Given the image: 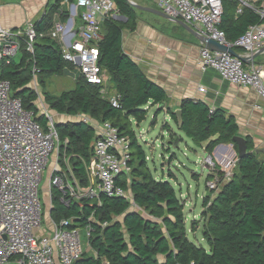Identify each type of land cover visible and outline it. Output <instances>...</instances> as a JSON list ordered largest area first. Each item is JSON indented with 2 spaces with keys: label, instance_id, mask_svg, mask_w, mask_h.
Here are the masks:
<instances>
[{
  "label": "trees",
  "instance_id": "obj_1",
  "mask_svg": "<svg viewBox=\"0 0 264 264\" xmlns=\"http://www.w3.org/2000/svg\"><path fill=\"white\" fill-rule=\"evenodd\" d=\"M61 1L64 0L50 4L49 0L40 17L34 20L37 37L33 52L25 49L23 38L19 61H0V79L10 81L11 96L20 98L23 107L36 115L37 93L28 87L34 75L33 67L37 69L40 81L48 74L64 75L66 67L73 69L72 64L63 60L61 46L49 32L57 9L63 8ZM113 1L125 20L106 17L101 21L98 63L109 75L107 90L120 95V106L114 107L108 97H102L101 85L88 83L80 75L73 88L57 96L43 92L45 102L54 112L69 116L84 114L100 123L109 121L118 129L119 135L129 139L131 170L118 182L129 189L137 210L129 211L130 201L125 198L103 194L100 205L95 199H82L80 203L71 200L64 205L59 200L60 191L51 190L53 208L50 217L55 222L65 218L72 219L73 226L92 227V254L83 252L74 264H264V160L253 152L250 140H247V151L236 164L232 177L222 181L223 174L218 172L219 191L213 198L206 196L202 200L200 234L205 246L187 237L185 204L169 182L153 177L132 124L141 123L148 109L157 107L156 113L165 111L169 114L178 130L196 145L216 135L205 146L206 151L219 143H232L236 124L222 109H210L204 102L184 98L178 106L181 111L179 125L174 108L168 107L166 91L148 78L123 51L122 31L136 28L138 9L127 0ZM253 4L255 8L243 7L241 13L236 14L238 0H222L219 28L228 40L238 38L249 25L264 24V15L258 11L264 10V0H256ZM59 19L64 20V16ZM162 103L164 106L159 108ZM36 119L43 126L47 121L44 115ZM55 127L61 144L68 139L60 156L64 152L69 157L74 175L85 184L84 163L92 155V143L97 136L95 128L83 120L55 123ZM175 137L171 133L169 143L172 144ZM233 146L236 149L234 142ZM213 177L208 174L206 181ZM120 216H123L122 222L118 219ZM197 223H191L192 232Z\"/></svg>",
  "mask_w": 264,
  "mask_h": 264
},
{
  "label": "built area",
  "instance_id": "obj_2",
  "mask_svg": "<svg viewBox=\"0 0 264 264\" xmlns=\"http://www.w3.org/2000/svg\"><path fill=\"white\" fill-rule=\"evenodd\" d=\"M154 1L158 9L170 18L187 24L198 39L209 38L234 50L239 49L240 56L244 57L264 47L263 23L249 25L233 41L227 39L225 32L219 28L223 14L222 0ZM253 1L256 0H238L236 12L241 13L243 7L255 8ZM62 4L68 8L65 12L62 7L57 9L49 32L53 39H60L63 60L72 64L88 83L101 85L102 97H108L112 106L119 107V94L107 96L109 75L98 63L101 21L119 15L114 1L64 0ZM258 11L264 15L263 9ZM61 15L64 20L59 19ZM33 22L29 21L25 27L16 30L0 23V61H12L21 51L23 38L25 49L33 52V42L37 37ZM198 64L202 70H215L231 84L254 90L263 102L261 109L264 114V81L259 69L253 66L247 68L240 57L229 52L211 51L203 44L199 49ZM32 71L37 74L35 67ZM39 115L47 119L44 126L36 119ZM39 115L25 109L20 98L11 96L9 80L0 79V264H7L11 259L14 264H74L83 252L91 249L90 225L76 227L72 225V219L62 218L55 222L50 217L52 189L60 191L59 200L64 205L71 200L80 203L82 199H95L100 205V195L103 194L125 198L131 206H136L129 189L118 182L131 170L129 139L126 136L119 135L118 129L109 121L101 122L98 127L91 125L89 120H83L95 128L97 135L92 143V155L84 163V184L74 175L69 157L64 152L60 156L61 148L68 143V139L65 138L61 144L53 115L48 110ZM51 154H56V157L52 159ZM237 160L236 153L225 155L219 161L208 154L201 165L208 170V174L220 172L223 174L222 181H228ZM44 169H49L45 188L49 198L47 227L43 225L39 193ZM206 182L208 188L218 190L216 176ZM81 232L86 240L85 250Z\"/></svg>",
  "mask_w": 264,
  "mask_h": 264
},
{
  "label": "crops",
  "instance_id": "obj_3",
  "mask_svg": "<svg viewBox=\"0 0 264 264\" xmlns=\"http://www.w3.org/2000/svg\"><path fill=\"white\" fill-rule=\"evenodd\" d=\"M48 1L45 0L42 2L41 0H34V3L28 5L29 16L27 18L11 19V17L6 18L4 15L0 16V23L5 27L16 30L21 27L22 23L31 21L41 7H43L44 11ZM146 7L158 10V6L155 5H148ZM142 12L149 13V16L154 17L148 20L145 16H141ZM137 14L138 22L136 28L133 31H129L128 29H123L122 31V48L124 53L129 55L140 66L148 78L166 91L168 95V107L174 108V110L178 109L182 99L190 98L204 102L210 109H222L227 116L233 118L236 124V134L245 137L246 142L250 140L253 144V152L259 159L264 160V114L261 109L263 102L259 99L255 91L249 87L234 85L223 80L211 68L202 70L198 64L199 49L202 47L201 42L196 36L194 40L188 38L189 36L192 37L191 35L193 34L178 23L170 21L161 15L141 9H138ZM236 14L239 13L236 12ZM161 20L168 21L163 22ZM235 51L238 54L241 53L240 50ZM14 59L13 57V61H15ZM251 66L259 69L264 81V52L257 55L246 65L247 68ZM52 75L54 74L46 75L41 81L37 74L33 75L28 87L37 93V98L34 101L35 105H37L36 101L39 102L40 96H42L39 93L38 86H41L43 92H49L45 87L46 78ZM49 93L52 94L51 92ZM52 95L57 96L55 94ZM44 104L48 106L45 101ZM47 106H44V108ZM163 113L169 116L165 111ZM55 114L64 122L70 120L69 115L56 112ZM90 124L100 126V122L93 118L90 119ZM177 131L179 134L174 133V135L176 138H180L179 141H181V135H184V133L178 130V128ZM215 137L216 135L211 136L198 146L204 154H211L214 159L220 160L225 155L231 156L237 151V148L235 149L231 143H219L211 151H206L205 146L209 140ZM189 140L191 139L189 138ZM213 176L219 178L217 173L213 174ZM48 222L49 215L46 212L43 225L47 227ZM185 226L188 232L197 238V233H200L201 228H196L192 232L190 230L191 224L189 228L186 218ZM86 252L92 254V250ZM159 257L161 258V256ZM7 264H14L13 259Z\"/></svg>",
  "mask_w": 264,
  "mask_h": 264
},
{
  "label": "rangeland",
  "instance_id": "obj_4",
  "mask_svg": "<svg viewBox=\"0 0 264 264\" xmlns=\"http://www.w3.org/2000/svg\"><path fill=\"white\" fill-rule=\"evenodd\" d=\"M42 2L45 0H41ZM136 3L144 6L156 5L153 0H132ZM56 0H50V4L55 3ZM63 1L60 3L62 4ZM34 3V0H0V16H6V18H27L29 16L28 5ZM63 8H68L65 4H62ZM62 8V9H63ZM137 9V8H136ZM82 10V9H81ZM43 13V7H41L34 15L33 20L38 18ZM150 14L142 12L141 16H145L146 19L151 20L154 16H149ZM166 22L168 20H161ZM29 22V21H28ZM28 22L22 23L20 29L25 27ZM188 37L194 40L196 37L191 35ZM57 42L61 44L60 39L56 38ZM21 56V51L14 56L15 61H19ZM73 69H75L73 67ZM66 67V73L64 75H52L46 78V90L52 94L59 95L62 91L69 90L73 88L75 79L79 77V71L77 69L73 70ZM40 95V101H36V107L38 109V115L43 113L44 110H48L54 117L55 123L64 122L60 120L58 116L52 111L49 105L44 104V94L41 90V86H38ZM116 92L114 90H109L108 95H113ZM44 106H47L44 108ZM157 107L148 109V114L146 118L139 124L135 122L132 124V128L135 131L137 138H139L140 144L146 154L147 166L150 169L152 175L156 179H161L169 182L175 189L178 197L182 199L184 206L185 218L188 226L198 220L196 228H201L200 212L202 209V200L206 196L213 198L218 190H211L207 186L206 176L208 175V170L204 169L201 165L206 154L203 153L199 145L194 144L186 138L185 135H181V141H178L177 145L174 142L171 144L170 141V131L171 133L179 134L174 121L163 112L156 113ZM44 109V110H42ZM69 117V116H68ZM70 120H89L90 117L83 114H77L75 116H70ZM66 122V121H65ZM175 139H177L175 137ZM53 155V154H51ZM56 157L53 155L52 159ZM51 159V158H50ZM219 161V160H218ZM235 170V169H234ZM233 170V172H234ZM49 169H44L42 172V180L40 182V200L43 210V220H45L46 209L49 204V198L46 193V182L48 178ZM212 191V194L211 192ZM138 209V207H137ZM188 209H190L188 211ZM146 215L145 212H142ZM119 221L122 222V217H118ZM190 228V226H189ZM187 237L194 241L196 244L205 243L201 240V234L197 233V238H195L190 232H188ZM81 240L83 250L86 248V240L83 232H81Z\"/></svg>",
  "mask_w": 264,
  "mask_h": 264
},
{
  "label": "water",
  "instance_id": "obj_5",
  "mask_svg": "<svg viewBox=\"0 0 264 264\" xmlns=\"http://www.w3.org/2000/svg\"><path fill=\"white\" fill-rule=\"evenodd\" d=\"M133 7L137 8V9H141V10H145V11H150V12H153L155 14H158V15H161L162 17L170 20V21H173L175 23H178L179 25H181L182 27H184L186 30H188L189 32H191L194 36L197 37L196 34L193 33L192 29L185 23L177 20V19H172L170 18L168 15H166L165 13H163L162 11H160L159 9L156 10V9H153V8H150V7H146V6H143V5H140L138 3H136L135 1H132V0H127ZM114 18L118 19V20H125V18L121 15H116ZM200 39V38H199ZM202 44L208 48L209 50L211 51H218V52H229L230 54H232L233 56H237V57H240V59L244 62V63H250L257 55L261 54L264 52V47L262 49H260L259 51H257L256 53H254L253 55L249 56V57H244V56H240V54H238L232 47H228V46H224V45H221L219 44L217 41H214L212 39H200ZM163 103L160 104L158 107L161 108L163 107ZM174 113L177 117V121H178V124L180 125L181 124V111L180 109H175L174 110ZM179 139H175L174 140V144L177 145ZM232 141L236 144V156H237V161L239 162V160L245 155L246 151H247V142H246V138L243 137V136H240L238 134L234 135L232 137ZM233 145V143H231ZM132 210H137V207L136 206H131L130 205V208H129V211H132ZM145 216V215H144ZM123 217V216H121ZM123 219V218H122Z\"/></svg>",
  "mask_w": 264,
  "mask_h": 264
},
{
  "label": "clouds",
  "instance_id": "obj_6",
  "mask_svg": "<svg viewBox=\"0 0 264 264\" xmlns=\"http://www.w3.org/2000/svg\"><path fill=\"white\" fill-rule=\"evenodd\" d=\"M84 115V114H83ZM236 153V152H235Z\"/></svg>",
  "mask_w": 264,
  "mask_h": 264
}]
</instances>
